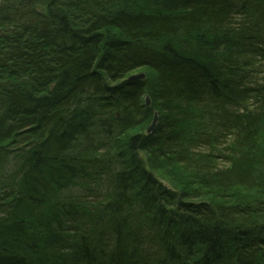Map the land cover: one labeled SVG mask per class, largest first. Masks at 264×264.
I'll list each match as a JSON object with an SVG mask.
<instances>
[{
    "label": "trees",
    "instance_id": "trees-1",
    "mask_svg": "<svg viewBox=\"0 0 264 264\" xmlns=\"http://www.w3.org/2000/svg\"><path fill=\"white\" fill-rule=\"evenodd\" d=\"M0 264H264V0H0Z\"/></svg>",
    "mask_w": 264,
    "mask_h": 264
},
{
    "label": "water",
    "instance_id": "water-1",
    "mask_svg": "<svg viewBox=\"0 0 264 264\" xmlns=\"http://www.w3.org/2000/svg\"><path fill=\"white\" fill-rule=\"evenodd\" d=\"M145 75H146L145 73L134 74V75L129 77V80H132V81L141 80V79H143L145 77ZM146 101H147V104H150L149 96L146 97ZM157 122H158V114L156 113L155 117H154V120H153L151 126L148 129L149 132H152L154 130Z\"/></svg>",
    "mask_w": 264,
    "mask_h": 264
},
{
    "label": "rangeland",
    "instance_id": "rangeland-1",
    "mask_svg": "<svg viewBox=\"0 0 264 264\" xmlns=\"http://www.w3.org/2000/svg\"><path fill=\"white\" fill-rule=\"evenodd\" d=\"M139 72L141 73L142 71H139ZM172 180H173V179H172ZM168 182H169V181H168ZM169 183H170V182H169ZM169 183H168V184H169Z\"/></svg>",
    "mask_w": 264,
    "mask_h": 264
}]
</instances>
